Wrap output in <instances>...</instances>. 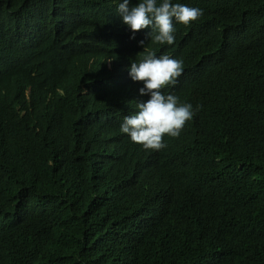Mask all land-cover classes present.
Returning a JSON list of instances; mask_svg holds the SVG:
<instances>
[{"label":"trees","instance_id":"1","mask_svg":"<svg viewBox=\"0 0 264 264\" xmlns=\"http://www.w3.org/2000/svg\"><path fill=\"white\" fill-rule=\"evenodd\" d=\"M121 2L0 0V264H264V0H171L203 10L172 45ZM148 54L194 112L162 150L113 121Z\"/></svg>","mask_w":264,"mask_h":264},{"label":"clouds","instance_id":"2","mask_svg":"<svg viewBox=\"0 0 264 264\" xmlns=\"http://www.w3.org/2000/svg\"><path fill=\"white\" fill-rule=\"evenodd\" d=\"M118 14L122 22L131 32L132 39L141 30L146 32L145 39H153L160 44L174 43L173 21L188 25L203 15V10L191 8L184 4H173L171 0H140L132 5L131 0H122L118 6ZM141 47L145 40H140ZM182 61L168 55L156 57L148 54L139 62L132 61L129 71L125 68L122 76L130 75L134 82H143L139 89L141 96H148L146 101L137 103V110L132 115L118 116L113 120L120 125V132L127 134L133 143L140 144L146 150H162L166 147L165 135L177 137L185 123L192 119L194 112L191 104H180L178 97L162 92L167 85L173 84L182 73ZM100 93L113 103L105 89Z\"/></svg>","mask_w":264,"mask_h":264}]
</instances>
